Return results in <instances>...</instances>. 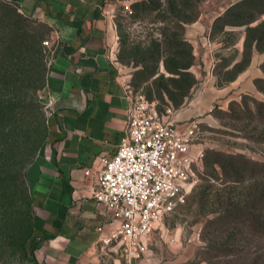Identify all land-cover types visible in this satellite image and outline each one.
<instances>
[{"label": "rangeland", "instance_id": "1", "mask_svg": "<svg viewBox=\"0 0 264 264\" xmlns=\"http://www.w3.org/2000/svg\"><path fill=\"white\" fill-rule=\"evenodd\" d=\"M6 1L0 0V264H32L23 247L34 216L24 171L38 155L50 125L45 69L54 47L48 26L19 15ZM107 1L113 5L118 31L116 59L129 74L132 89L143 92L177 125L198 123L193 145L198 183L186 204L167 215L155 233L178 235L193 245L198 264H264V68L253 66L247 73V81L258 78L257 90L246 88L207 104L194 100L207 71L216 75L219 85L236 74L237 68L224 66L236 57L237 46L229 45L242 34H264V26L248 31L264 21V0L241 5L242 0ZM201 16L218 17L199 37L212 56L206 70L203 61L190 56L194 46L188 38V29ZM259 50L264 51V40ZM254 59L260 63L264 52ZM191 61L194 81L169 70L180 71ZM247 61L245 56L242 62ZM190 109L200 115L178 119ZM31 137L36 151L23 159V143ZM208 150L244 154L263 165L238 179L228 178L220 164H208ZM227 209L234 211L235 220H219Z\"/></svg>", "mask_w": 264, "mask_h": 264}, {"label": "crops", "instance_id": "2", "mask_svg": "<svg viewBox=\"0 0 264 264\" xmlns=\"http://www.w3.org/2000/svg\"><path fill=\"white\" fill-rule=\"evenodd\" d=\"M6 2L23 17L48 26L54 47L47 61L45 87L47 95L54 99L55 113L41 150L26 170L34 205L35 260L31 263L198 264L193 245L185 244L178 235L168 238L164 231L152 236L148 251L141 257H128L120 245L106 246L98 241L97 228L104 225L105 232H109L114 219L95 200L93 190L102 168L101 159L116 153L125 134L129 104L125 91L131 85L127 71L110 55L118 42L113 5L107 0ZM215 17L207 20L201 16L188 29L196 61H203L205 70L212 56L203 50L205 43L199 37ZM246 41L247 33L228 46H237L236 57L224 66H240L229 83L219 85L216 75L207 71L203 90L195 94L194 100L207 104L226 95L244 93L246 88L257 90L258 78L247 81V73L253 66L263 71L264 60L255 63L254 57L264 51L252 44L248 52ZM246 53L248 61L242 64ZM214 60L219 63L217 57ZM194 70L199 76L197 65ZM186 112L178 119L200 115L199 110ZM178 127L185 131L189 125ZM86 169L92 172L86 175Z\"/></svg>", "mask_w": 264, "mask_h": 264}, {"label": "built area", "instance_id": "3", "mask_svg": "<svg viewBox=\"0 0 264 264\" xmlns=\"http://www.w3.org/2000/svg\"><path fill=\"white\" fill-rule=\"evenodd\" d=\"M47 43V42H46ZM117 47L110 50L116 59ZM126 130L113 155L101 159L93 195L114 219L109 232L97 228L103 245H120L128 257H141L163 219L186 204L198 183L193 150L197 122L185 131L141 91L126 87ZM54 99L47 98L52 117ZM91 169H86L89 175Z\"/></svg>", "mask_w": 264, "mask_h": 264}, {"label": "trees", "instance_id": "4", "mask_svg": "<svg viewBox=\"0 0 264 264\" xmlns=\"http://www.w3.org/2000/svg\"><path fill=\"white\" fill-rule=\"evenodd\" d=\"M249 1H253V0H242L241 3H239L238 5H241L245 2H249ZM8 3V2H7ZM10 4V3H8ZM236 4L232 5V6H235ZM231 6V7H232ZM230 7V8H231ZM229 10V9H228ZM227 10V12H228ZM17 12V10H16ZM18 13V12H17ZM19 14V13H18ZM20 15V14H19ZM223 17V15H222ZM256 20V18L254 19H251L249 20L247 23L248 24H251L252 22H254ZM264 26V21L254 25V26H249L248 28V31H252V30H259L260 28H262ZM264 35V34H263ZM259 36L257 38H251L250 35L247 36V41H246V46H247V50L248 52L250 51V48H251V45L252 44H255L256 47L260 48V45L262 44L263 40H264V36ZM184 44H188V43H184ZM249 54L246 53L245 56L248 57ZM190 56L193 57L194 55L192 54V52L190 53ZM245 62H243L242 64H244ZM192 66V61L191 62H187L184 64V66L181 68L180 71H174L173 69H169L171 73L173 74H182V75H187L188 77H190L191 79H194L196 80V77L194 75L193 72L190 71V67ZM242 66V65H241ZM263 68H264V64L262 65ZM240 66L237 67V69L239 68ZM45 82H46V69H45ZM196 82V81H195ZM48 129V128H47ZM48 134V131L46 130V135H45V138L44 140L46 139V136ZM43 140V142H44ZM43 142L41 143V145L39 146V150H41V147H42V144ZM36 141L34 139V137H31L29 139H27L24 143H23V159H26L25 156H29L32 152H34V150L36 151V145H35ZM39 153V152H38ZM207 153L211 154L210 157L212 156V158H208V164L211 165V166H214L215 164H220L222 166V168L224 169L225 173H226V176L228 178H233V179H238L239 177H241V173L242 172H245L246 170H250V169H253L254 166L256 165H263V164H260L256 161H253L252 159L246 157L244 154H236V155H225L224 153H220V152H216V151H213V150H208ZM34 160V159H33ZM32 160V161H33ZM31 161V162H32ZM30 162V163H31ZM249 166H252V168H250ZM214 169V168H213ZM26 170H27V167L25 169V173H24V176H25V179H26ZM27 189H28V192H29V195H30V199H32V196H31V190H30V187L29 185H27ZM32 201V200H31ZM33 202V201H32ZM234 211L233 210H229L227 209L223 215L220 217L219 220H230V219H233L232 216H233ZM262 216L263 214H259L257 218L259 219H262ZM252 217V216H251ZM250 218V217H249ZM249 218H247L249 220ZM218 220V221H219ZM235 220V219H233ZM211 222H214L213 220ZM33 230H34V224H33V221L32 223L30 222V229L28 231L29 233V236L24 244V248L26 249V252L28 254V257L30 260H35L34 256H33V253H32V250H33V247L35 246V243H34V237H33ZM215 248V247H214Z\"/></svg>", "mask_w": 264, "mask_h": 264}]
</instances>
